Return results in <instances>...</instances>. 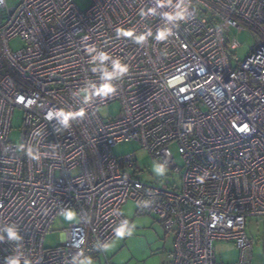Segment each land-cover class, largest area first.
I'll list each match as a JSON object with an SVG mask.
<instances>
[{
	"label": "built area",
	"instance_id": "built-area-1",
	"mask_svg": "<svg viewBox=\"0 0 264 264\" xmlns=\"http://www.w3.org/2000/svg\"><path fill=\"white\" fill-rule=\"evenodd\" d=\"M238 27L255 37L243 60L230 52ZM14 38L21 47H10ZM100 52L110 57L103 68L119 59L127 71L110 81L113 94L84 102L80 91L103 82L92 70ZM115 101L119 113L102 118L98 108ZM15 110L18 143L9 138ZM245 124L248 132L237 130ZM129 140L165 174L145 180L135 154L114 156L112 146ZM128 200L171 232L169 264H251L249 219L264 248V0H90L85 10L75 0H0V230L14 226L21 237L0 231V264L102 253L128 227ZM69 209L78 221L45 246ZM215 240L232 242L237 261L218 260Z\"/></svg>",
	"mask_w": 264,
	"mask_h": 264
},
{
	"label": "rangeland",
	"instance_id": "rangeland-1",
	"mask_svg": "<svg viewBox=\"0 0 264 264\" xmlns=\"http://www.w3.org/2000/svg\"><path fill=\"white\" fill-rule=\"evenodd\" d=\"M17 0H6L8 7L16 5ZM76 5L81 10H85L90 0H75ZM230 52L238 59L243 60L255 44L254 35L246 27L231 28ZM19 38L10 40L12 49L22 46ZM119 102H111L98 108V114L102 118H111L119 113ZM22 113L15 110L12 115L9 138L18 143L21 133ZM116 157H122L133 153L137 157V164L144 171L145 180H150L152 176L157 177L165 174L164 170L151 156L141 149L135 140L118 142L111 149ZM172 152L178 165L182 160L175 146ZM156 168L162 169L157 172ZM74 211V210H73ZM122 214L128 220V227L123 236H114L104 248L103 254L89 258L93 264H169V251L172 246V234L167 231L163 224L155 215L138 214L135 212L133 202L128 200L121 208ZM68 220L63 214L57 216L44 237L45 246H56L62 241L61 231L70 224L78 221V215ZM261 225L257 227L254 219H249L247 223V233L252 238L251 264H264V248L262 247ZM215 255L218 260L224 263L235 262L239 258L240 250L230 241L215 240Z\"/></svg>",
	"mask_w": 264,
	"mask_h": 264
},
{
	"label": "clouds",
	"instance_id": "clouds-1",
	"mask_svg": "<svg viewBox=\"0 0 264 264\" xmlns=\"http://www.w3.org/2000/svg\"><path fill=\"white\" fill-rule=\"evenodd\" d=\"M179 7V5H178ZM151 11V10H149ZM179 13H177V16L179 17ZM169 19H172L171 16L168 17ZM118 34L124 35V36H132L133 33L131 30H122L118 29ZM166 30L165 31H160L157 34V39H164L166 36ZM143 36L137 37V41L143 40ZM88 52L94 51V48H89L87 49ZM110 57L107 53L100 52L97 56L93 57V62L96 60L100 61V64H97L96 67H94L92 70L96 71L97 68H100L102 75L100 77L102 83L99 84V86L96 85H91L90 87L92 88V92L90 93L88 89H83L80 91L79 95H81L84 99V102H88L91 96H99L101 98H105L110 96L115 92V87L110 83V81L113 79V77H119L120 75L124 74L127 71V67L121 63L119 59H113L112 60V71L109 72L107 69L103 68V61L108 60ZM31 103V101H29ZM79 115L83 116V111L81 110ZM57 116H63L65 121L72 116V113H64L63 111L55 113ZM53 116V113L49 112L46 119H51ZM235 127V125H234ZM238 131L242 132H248V126L245 124L241 127L237 128ZM157 172H161L162 169L156 168ZM64 217L68 220H72L75 216V213L73 210L69 209L66 210L63 213ZM7 235V239L10 241H19L21 237L18 235V232L14 226H6L2 230H0ZM116 236L120 237L125 234L126 231V222L125 224H122L120 227H118L116 230ZM4 236L0 235V241H3ZM84 241L81 240L80 243H83ZM21 256L22 254L19 255H11L9 257L5 258V264H21ZM74 264H93V262L89 258H84L80 259L79 256L73 258ZM24 264H30V261L27 259L24 260Z\"/></svg>",
	"mask_w": 264,
	"mask_h": 264
},
{
	"label": "trees",
	"instance_id": "trees-1",
	"mask_svg": "<svg viewBox=\"0 0 264 264\" xmlns=\"http://www.w3.org/2000/svg\"><path fill=\"white\" fill-rule=\"evenodd\" d=\"M99 254H100V253H97V254H94V255H92V256L85 257V258L97 257ZM102 254H103V252H102ZM83 259H84V258H83Z\"/></svg>",
	"mask_w": 264,
	"mask_h": 264
}]
</instances>
